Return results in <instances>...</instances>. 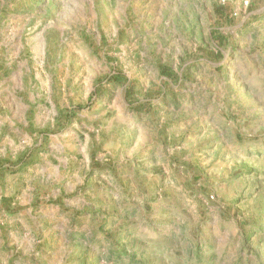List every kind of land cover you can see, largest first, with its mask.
<instances>
[{"label":"rangeland","instance_id":"obj_1","mask_svg":"<svg viewBox=\"0 0 264 264\" xmlns=\"http://www.w3.org/2000/svg\"><path fill=\"white\" fill-rule=\"evenodd\" d=\"M0 264H264V0H0Z\"/></svg>","mask_w":264,"mask_h":264},{"label":"crops","instance_id":"obj_2","mask_svg":"<svg viewBox=\"0 0 264 264\" xmlns=\"http://www.w3.org/2000/svg\"><path fill=\"white\" fill-rule=\"evenodd\" d=\"M72 215H73V213H72Z\"/></svg>","mask_w":264,"mask_h":264},{"label":"trees","instance_id":"obj_3","mask_svg":"<svg viewBox=\"0 0 264 264\" xmlns=\"http://www.w3.org/2000/svg\"><path fill=\"white\" fill-rule=\"evenodd\" d=\"M126 93H128V92H126Z\"/></svg>","mask_w":264,"mask_h":264}]
</instances>
